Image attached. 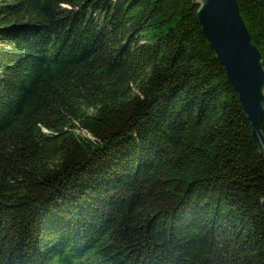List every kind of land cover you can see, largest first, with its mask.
<instances>
[{"label":"trees","instance_id":"obj_1","mask_svg":"<svg viewBox=\"0 0 264 264\" xmlns=\"http://www.w3.org/2000/svg\"><path fill=\"white\" fill-rule=\"evenodd\" d=\"M197 7L0 0V264H264V155Z\"/></svg>","mask_w":264,"mask_h":264},{"label":"water","instance_id":"obj_2","mask_svg":"<svg viewBox=\"0 0 264 264\" xmlns=\"http://www.w3.org/2000/svg\"><path fill=\"white\" fill-rule=\"evenodd\" d=\"M204 37L237 93L243 114L251 122L252 138L264 155V69L238 10L237 0H192ZM264 212V198L260 201Z\"/></svg>","mask_w":264,"mask_h":264}]
</instances>
